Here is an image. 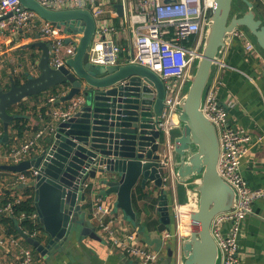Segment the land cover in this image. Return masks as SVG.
Here are the masks:
<instances>
[{
	"label": "water",
	"instance_id": "water-1",
	"mask_svg": "<svg viewBox=\"0 0 264 264\" xmlns=\"http://www.w3.org/2000/svg\"><path fill=\"white\" fill-rule=\"evenodd\" d=\"M168 2V1H167ZM213 7L204 29L199 54L182 90L176 114L178 124L170 151L174 185L187 189L184 202L190 208L191 231L179 244L178 264H220L221 253L212 236L214 218L236 206V190L217 171L220 142L215 126L203 112L204 100L221 57L235 29H243L264 58V17L255 0H212ZM242 7H237V3ZM23 9L61 28L78 23L80 36L75 39V53L65 65H50V43L36 35L25 49H37L38 74L17 85L11 80L7 90L0 86V123L3 143L9 140V124L16 117L7 110L51 88L67 85V93L56 103H68L82 95L79 108L57 122L45 137L42 149L16 165L1 164L0 170L20 173L36 170L28 184L33 188V206L44 236L36 240L17 234L42 258L63 251L69 242L84 238L101 241L89 223L80 203L86 202L84 185L96 180L100 195L114 197L116 211L133 224L138 216L133 207V193L148 182L159 192L157 212L160 234L171 230L168 191L159 172L163 137L159 126L165 103L163 81L147 67L123 64L98 67L88 61L96 23L87 9L52 10L37 0H19ZM116 13L123 16L122 4ZM68 32L75 33L67 28ZM97 174L99 176L97 177ZM178 201V200H177ZM179 202V201H178ZM168 262L173 259L167 248Z\"/></svg>",
	"mask_w": 264,
	"mask_h": 264
},
{
	"label": "built area",
	"instance_id": "built-area-1",
	"mask_svg": "<svg viewBox=\"0 0 264 264\" xmlns=\"http://www.w3.org/2000/svg\"><path fill=\"white\" fill-rule=\"evenodd\" d=\"M37 1L52 10L87 9L91 12L96 23L93 42L88 51V61L91 65L105 68L120 65V55L125 52L127 64L147 67L163 81L165 108L159 119L163 149L158 164L163 188L166 191L174 189L170 151L174 137L172 127L178 124L176 107L199 54L204 29L213 7L212 0ZM114 3L123 6V16L119 17V25L108 19L115 16ZM5 31H21L26 35L35 33L41 40L49 42L52 54L49 63L55 68L64 66L65 61L74 55L75 39L80 36L78 31L75 33L63 31V27L58 28L40 19L34 12L21 8L19 0H0V36ZM120 32L128 36L126 48L116 41L115 35ZM190 39L192 41L188 45L183 43ZM231 40H236L244 54L259 63L260 73L264 76V58L248 34L243 29H235ZM1 48L0 40V50ZM217 89V79L214 78L205 96L203 112L215 126L219 137L220 158L217 171L220 177L236 190L238 201L234 209L214 218L211 233L221 253L220 264H238V240L242 225L252 213L253 204L262 199L264 193L251 189L241 175L240 166L248 151L250 135L246 130L233 127L228 122L226 108L218 100ZM67 90L61 91L57 96H50L47 102L55 104ZM82 103L83 96L78 95L73 97L67 106L54 107L50 113L51 122L46 123L23 144L9 151H0V165H16L27 160L38 146V141L50 135L55 124L74 113ZM36 175V170L14 173L11 183L15 188H24ZM87 189L86 183L84 190ZM171 198L175 223L170 231L161 233V241L173 240L176 244L173 257L178 263L180 241L191 231L190 208L187 204L177 201L173 190ZM21 199L17 196L14 202L18 203ZM12 205L13 203L4 201L3 187L0 186V216H13ZM90 210L92 223L111 247L135 258L140 264H158L159 260L166 256L165 250L150 251L140 245L136 234L126 231L117 223L114 200L107 198L106 202L92 201ZM25 218L26 215L21 213L20 220ZM29 218L37 221V214H32ZM39 234V231H34L32 235H27L34 239ZM0 264L43 262L34 258L32 250L25 245V241L19 235L1 233Z\"/></svg>",
	"mask_w": 264,
	"mask_h": 264
},
{
	"label": "crops",
	"instance_id": "crops-1",
	"mask_svg": "<svg viewBox=\"0 0 264 264\" xmlns=\"http://www.w3.org/2000/svg\"><path fill=\"white\" fill-rule=\"evenodd\" d=\"M116 4L118 3H114V6ZM108 19L117 25L120 23L116 10L115 16H110ZM126 33L128 32L126 31ZM126 33L122 34L120 32L118 35H115L116 41L124 48L127 47L126 44L128 41ZM36 35L35 33L33 35H26L21 31H5L1 34L0 83L2 85H10L12 77H21L25 74L28 76H36L38 74L37 66L36 68H32L29 64L28 54L35 53L39 56V52L37 49L23 48L24 45L34 42ZM126 58L127 53L123 52L120 55V65L127 64ZM221 62L222 64L217 69L214 77L217 79L218 100L226 108L228 122L231 126L244 129L250 135L248 151L242 159L240 172L251 189L260 190L264 193V76L260 73L259 63L246 56L241 45L236 40H230L227 43L221 57ZM44 98L36 102L39 104L35 112H28L29 128L43 127L47 123L45 116H49L54 107H65L68 104H49L43 101ZM26 105L29 107L35 106L33 100H26ZM42 108H46L47 112L45 111L44 114L41 113ZM29 134L31 132H28L27 136ZM173 135H176V132H173ZM29 136L31 137L33 134ZM29 136L25 139L29 138ZM44 140L45 138L38 141V146L28 159L42 149ZM0 151L5 152L9 150H6L0 145ZM98 176L99 174H97ZM13 177V172L0 170V186L3 187L4 197L7 192L11 195L15 193L17 196L25 199L26 196L24 195L23 187L15 188L12 185L11 180ZM96 182V180H89L87 182L86 202L80 203L82 211L91 227H95L90 215L92 201H107V198L100 195L101 187ZM137 187L140 186L138 185ZM143 190L144 192L151 190L153 198H158L159 196L158 190L154 189L153 184L150 182L146 184ZM172 190L180 203L186 200L188 193L185 187L174 185V189L171 188L168 191L169 199V192L172 194ZM32 191L34 196L33 188ZM108 198L109 200H114V197ZM136 205L141 210V213L135 230L133 229L132 223L124 219L122 212L116 211L115 209L114 215L117 223L126 231L136 234L138 243L150 251L165 250L167 252V248L170 246L174 249V242L166 248L161 246L158 249H152L151 246L147 245L145 239L150 240L152 243L161 241V234L156 229H152V227L148 228L144 224L146 218V214L142 212L144 202L137 201ZM149 214L151 215V220H156L158 225L159 215L157 205H155L153 210L149 209ZM138 228L141 230L143 239L138 238L136 233V230L139 231ZM40 234L42 233L40 232ZM96 234L101 241L91 240L86 237L81 242H75L74 244L67 242L61 253L57 252L48 258L39 257L43 264H140L135 258L108 245L104 241L102 234L97 230ZM237 258L238 264H264V197L253 204L252 213L247 216L242 225V231L238 240ZM158 264L178 263L175 257H173L171 262H168L166 254L165 257L159 260Z\"/></svg>",
	"mask_w": 264,
	"mask_h": 264
},
{
	"label": "trees",
	"instance_id": "trees-1",
	"mask_svg": "<svg viewBox=\"0 0 264 264\" xmlns=\"http://www.w3.org/2000/svg\"><path fill=\"white\" fill-rule=\"evenodd\" d=\"M258 6L263 9L262 5L260 3H258ZM191 39L187 42H183L185 45H188L189 43H191ZM38 55L35 53H29L28 54V59H29V64L30 66L33 68H36L35 65V61L37 60ZM28 75H22L21 77H12V80L19 85L21 82L25 81L28 79ZM0 86L2 88H4L5 90H7L9 88L10 85H2L0 83ZM67 85H62V86H57L54 88H51L50 90H48L47 92L41 93L39 95H35L32 96L30 98H27L26 100H33L34 105L33 107H29L26 105V100L20 102L19 104L10 107L7 112L8 114L11 115H15L16 117L10 122L9 124V140L7 143H3L0 139V145L5 148L6 150H10L11 148L19 146L20 144H23L25 141H27L31 134H35L40 128H29L28 127V119H29V114L28 112H35L37 105L39 103L38 100H40L41 98L44 97H50V96H57L60 94L61 91L66 90ZM44 98L43 101H45L46 103L48 98ZM50 104V103H49ZM17 109V110H16ZM47 109L46 108H42L41 109V113H45ZM47 112V111H46ZM45 121L47 123L51 122V117L49 116H45ZM28 132H31V134H29V138L25 139L28 134ZM0 133H1V137H2V125L0 123ZM175 136V135H173ZM23 192L24 195L26 196L25 199H21L18 203H15L14 201L16 200L17 195L14 193V195H11L10 193L6 192V196L4 197V201L6 202H11L13 203L12 208H13V216H0V234L4 233L5 235H14L17 236V231H16V225L15 223H18V226L20 227V229L24 232H26V234L28 235H32V233L34 231H39L42 234H39L37 236L34 237V239L36 240H42L43 236H44V232L42 229V226L40 223H38V221H32L29 217L32 214H36L35 208L33 206V191L32 188L29 187L28 185H26L23 188ZM153 193L148 190L145 191L141 188V187H136L134 193H133V207L134 210L136 211L138 218L140 217V213L141 210H139L137 208V201L140 202H144L143 208H142V212H144L146 214V218L144 220V224L148 227L152 229H156V225H157V221L155 220H151V215L149 214V209L153 210L155 205H157L158 203V198H153L152 197ZM149 203V205H148ZM90 206V205H89ZM21 213H24L26 215V218L24 220H20V215ZM25 245L30 248L33 252L34 258L36 260H39L40 257L38 255V253H36V251L28 246L26 243Z\"/></svg>",
	"mask_w": 264,
	"mask_h": 264
},
{
	"label": "rangeland",
	"instance_id": "rangeland-1",
	"mask_svg": "<svg viewBox=\"0 0 264 264\" xmlns=\"http://www.w3.org/2000/svg\"><path fill=\"white\" fill-rule=\"evenodd\" d=\"M255 1L258 2V3H260L262 5V7L264 8V0H255ZM236 5H237V7L239 6V7L243 8L242 7V4H240V3H237ZM67 28H70L73 31L77 30L78 32H80L78 23H68L66 28L63 27V31H67L68 32ZM260 64H262V63H260ZM165 186H167V185H165ZM169 195H170L169 214H170V219H171V226H173L174 223H175V216H174V211H173V208H172L171 192H169ZM124 219L127 221V218L126 217H124ZM129 223H131V222L129 221ZM132 225L134 227L133 229L135 230V228H136L137 225L136 224H133V223H132ZM138 230L139 231L136 230V233L138 235V238L139 239H143V236L141 235L140 228H138ZM145 242L147 243V245L151 246L152 249H158L161 246H163V247L166 248L167 246H170V245L173 244V240H165V242H162V241L159 240V241H155V242L152 243L150 240L145 239ZM174 248H176V244H174Z\"/></svg>",
	"mask_w": 264,
	"mask_h": 264
},
{
	"label": "flooded vegetation",
	"instance_id": "flooded-vegetation-1",
	"mask_svg": "<svg viewBox=\"0 0 264 264\" xmlns=\"http://www.w3.org/2000/svg\"><path fill=\"white\" fill-rule=\"evenodd\" d=\"M255 7L258 9V11L261 13L262 16H264V8L261 9L259 6H258V2H253Z\"/></svg>",
	"mask_w": 264,
	"mask_h": 264
}]
</instances>
